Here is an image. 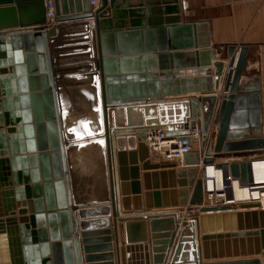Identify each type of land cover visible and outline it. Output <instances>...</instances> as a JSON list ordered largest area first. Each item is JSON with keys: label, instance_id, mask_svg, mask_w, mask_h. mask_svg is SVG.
<instances>
[{"label": "water", "instance_id": "1", "mask_svg": "<svg viewBox=\"0 0 264 264\" xmlns=\"http://www.w3.org/2000/svg\"><path fill=\"white\" fill-rule=\"evenodd\" d=\"M47 1L0 0V264H264L259 202L203 205L206 171L200 165L213 162L210 154L264 148L261 94L240 86L246 47L229 94H222L228 85L217 82L215 89L187 95L196 89L177 86L186 67L179 57L199 46L195 26L188 42L177 37L190 31L182 23L112 27L113 0H100L96 8L90 0H53L50 23ZM73 21L88 24L73 30L94 32L79 45L95 52L89 64L97 74L90 78L98 80L93 86L101 96L110 187V201L81 207L73 199L77 187L57 86L62 74L55 72L58 54L49 40ZM195 121L202 123L203 141L185 155L184 167L151 159L145 127L162 125L188 142ZM218 166L241 184L253 183L249 161ZM142 176L147 190L178 186L179 199L173 189L146 191L144 204ZM257 213L263 221L252 225Z\"/></svg>", "mask_w": 264, "mask_h": 264}, {"label": "crops", "instance_id": "2", "mask_svg": "<svg viewBox=\"0 0 264 264\" xmlns=\"http://www.w3.org/2000/svg\"><path fill=\"white\" fill-rule=\"evenodd\" d=\"M168 0H113L115 12L112 19L108 22L112 27H130L131 25L138 23L144 24L145 26L150 25H163V8L169 7L167 3ZM174 7L177 8L179 21L177 23H182L183 25L187 24L188 30L191 31L194 35L193 26L196 27V36L198 42L203 47L206 46L208 50V55L215 57L212 59L213 65L206 66V72H197L203 66V63H207L210 60L209 57H204L200 55L199 51V61L197 57L195 58L196 66H193L191 69L185 67L181 70V76L177 79V86L183 87L186 86L187 89H199L201 92L210 89L212 86L215 89V85L219 82V86L222 88L225 83V67L230 61L232 53L236 51L240 46L246 47V61L244 71L241 77L240 86L242 90L248 88H254L261 94L262 102V136L264 137V0H174ZM172 4V3H171ZM55 16V14H54ZM108 18H104L107 20ZM80 21V20H77ZM83 21V20H81ZM67 23V22H65ZM86 23H74L69 22L59 26L61 31L56 38H49L50 41H55L50 44L51 48L56 47V50L51 49L52 54H58L53 56V61L57 60V64L60 67V70H55L58 74H63L61 77L63 79H68L70 71L77 72L79 68H69L66 65H72L70 63H82L86 60H78L72 62H64L63 60L79 57L78 55H83L85 53L75 52L86 50L88 46H81L79 44L85 43L88 39L84 38L94 34L93 30L89 32H80L79 30H73L76 28H81ZM185 35H181L179 39L183 40ZM55 39V40H51ZM235 46V49L230 53V47ZM75 52V54H72ZM84 52V51H83ZM95 53V52H86ZM213 55V56H212ZM189 54H185V57L189 58ZM96 60V58H95ZM60 61V62H59ZM160 62V61H159ZM188 62V61H187ZM201 63L198 65L197 63ZM93 69H96L97 66ZM193 72L194 77H189V73ZM94 74H97V70H93ZM77 74V73H76ZM157 75H162L161 70L156 72ZM86 75V74H80ZM187 75V76H186ZM78 77V75H77ZM211 77V83L208 81V78ZM57 79V78H56ZM192 79V80H191ZM205 79V80H204ZM192 82H189V81ZM92 81H98L97 79H92ZM60 84H57L59 86ZM64 85V84H63ZM184 88V87H183ZM187 95H200L199 93L191 94L190 91ZM63 121V120H62ZM216 131L218 128H214ZM106 147V146H105ZM68 151V150H67ZM196 151V150H195ZM107 156V154H106ZM70 159V158H68ZM261 165V168H264V161L258 162ZM258 165V164H257ZM256 166V165H255ZM71 165L69 168L71 169ZM108 167V166H107ZM152 170H143L141 169V174L146 172H151ZM108 174V172H107ZM70 175L72 178V173L70 170ZM177 180V176L174 178ZM84 181V180H83ZM83 181H73L71 183L76 185L77 188H73V199L74 202L78 201V207L85 204L84 202L92 201L94 199H108L110 201V187H109V178L105 186L97 187H78L79 185L75 184ZM142 182V191H143V203L146 204V197L144 193L146 191H164L173 189L175 191L174 198L179 199L180 195L178 193L179 187H169V188H160V189H150L145 188V181L143 176L141 177ZM75 187V186H74ZM107 188V190L102 192H91L84 193L86 190L92 189H101ZM76 193V194H75ZM85 194V195H84ZM78 195V196H77ZM160 199L163 202L170 201L171 195L161 196ZM153 203L155 202V197L152 199ZM2 202V201H0ZM77 207V206H76ZM180 207V208H184ZM159 209V208H157ZM258 212V211H257ZM254 219L257 223H262L263 216L257 213L255 217L252 215L250 221L252 225H255ZM124 233L121 231V236L123 237ZM232 239V238H231ZM262 241L259 237V244L261 245ZM122 245V244H121ZM252 245L255 246V241L252 242ZM102 253V252H95ZM247 257H260L263 258L262 254L260 255H246L238 257H226L225 259H235V258H247ZM210 261L216 259H209Z\"/></svg>", "mask_w": 264, "mask_h": 264}, {"label": "rangeland", "instance_id": "3", "mask_svg": "<svg viewBox=\"0 0 264 264\" xmlns=\"http://www.w3.org/2000/svg\"><path fill=\"white\" fill-rule=\"evenodd\" d=\"M169 7L163 8V24H174L179 21V16L177 15V8L174 7V0L167 1ZM172 3V4H171ZM180 38L181 36H177ZM186 41H191L193 35L190 31L185 33ZM181 41V39H179ZM194 41V40H193ZM200 51V55L204 54L205 57H209L208 50L206 46L200 45L198 47H192L182 54H189L188 62L186 66L190 69L196 66L195 58L196 51ZM89 51V50H88ZM79 52V51H75ZM75 52H71L75 54ZM85 53L83 55H78L79 57L63 60L64 62H72L78 60H86L82 63H70L72 65H66L69 68H79L77 72L70 71L67 76L68 79H63L64 75L59 76V87L62 88L60 95H62V120L65 124L64 129L66 130V137L69 139V153L71 160V173L73 181H83L75 183L79 185L78 187H97L105 186L108 178V168H107V156L106 147L104 140V122H103V110L101 106V96L98 93V88L93 86L95 82L92 81L93 69L90 61L95 60L93 57L91 59V53L86 54V51H81ZM80 52V53H81ZM91 52V50L89 51ZM204 55H202L204 57ZM89 56V57H88ZM72 60V61H69ZM60 62V61H59ZM90 65V66H86ZM213 65V61L211 63ZM208 65V66H211ZM89 70V71H87ZM91 70V71H90ZM198 71V69H194ZM164 73V71H162ZM77 73V74H76ZM80 74H86L81 75ZM193 72L189 73V77H194ZM78 75V77H77ZM187 76V75H186ZM192 80V79H191ZM189 82H192V81ZM64 84V85H63ZM191 94L199 93L201 91L197 89L190 92ZM198 96V95H197ZM107 190V188L101 189H88L84 193L102 192ZM85 195V194H84ZM95 200V199H94Z\"/></svg>", "mask_w": 264, "mask_h": 264}, {"label": "built area", "instance_id": "4", "mask_svg": "<svg viewBox=\"0 0 264 264\" xmlns=\"http://www.w3.org/2000/svg\"><path fill=\"white\" fill-rule=\"evenodd\" d=\"M100 0H90V4L96 8ZM55 7L53 0L47 1V17L50 23L54 21ZM241 46L232 53L229 63L225 67V83L228 85L227 90H223L222 94H229L230 87L233 82L234 72L239 60ZM215 128V127H214ZM213 128V130H215ZM145 142L150 150L151 159L153 161H172L177 163L179 167H184L185 155L189 152L200 150L201 142L203 141L202 130L203 126L200 121H195L189 132L186 134L189 138L188 142L181 140V135L174 130H169L167 127L162 125H149L144 129ZM210 143V138H207ZM213 158V162L207 163L206 165L201 164L200 167L205 168L208 165L215 166L219 171V179L213 177L215 185H209V176L206 172L204 180L206 181V188L204 189V206H222V205H239L240 203L246 202L236 198L235 190L236 186H241L246 190H257V197L253 199H247V202H259L261 208L264 209V179L262 183H257L256 178L253 174V183L241 184L240 179L234 178L231 173L225 174L222 167L219 164L228 165L233 162L250 161L253 163L256 160L264 159V148L231 151L222 153L210 154ZM263 158V159H261ZM229 191L231 195L229 196ZM182 213H187L186 207L181 208ZM120 244H123L121 242Z\"/></svg>", "mask_w": 264, "mask_h": 264}, {"label": "bare ground", "instance_id": "5", "mask_svg": "<svg viewBox=\"0 0 264 264\" xmlns=\"http://www.w3.org/2000/svg\"><path fill=\"white\" fill-rule=\"evenodd\" d=\"M188 58L185 57V54L181 55L179 57V62L186 64L187 63ZM263 159V158H261ZM263 160H256L253 163V174L254 177L256 178L257 183H262L263 179H264V168H261L262 166L259 165L260 163L258 162H262ZM250 162V161H249ZM252 163V162H251ZM258 164V165H257ZM256 165V166H255ZM206 172L209 176V185L213 186V184L215 185V180L213 179V177H217L216 179H219V171L217 170V168L215 166L212 165H208ZM235 194H236V198L242 201H246L247 199H253L255 197H257V190H254L252 192V190H246L243 189L240 185L236 186V190H235Z\"/></svg>", "mask_w": 264, "mask_h": 264}]
</instances>
